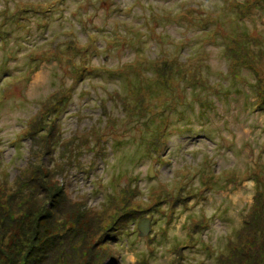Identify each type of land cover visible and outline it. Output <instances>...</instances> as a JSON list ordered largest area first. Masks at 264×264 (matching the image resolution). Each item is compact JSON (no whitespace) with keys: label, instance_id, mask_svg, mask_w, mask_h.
<instances>
[{"label":"rangeland","instance_id":"374dc122","mask_svg":"<svg viewBox=\"0 0 264 264\" xmlns=\"http://www.w3.org/2000/svg\"><path fill=\"white\" fill-rule=\"evenodd\" d=\"M0 264H264V0H0Z\"/></svg>","mask_w":264,"mask_h":264},{"label":"water","instance_id":"95a60500","mask_svg":"<svg viewBox=\"0 0 264 264\" xmlns=\"http://www.w3.org/2000/svg\"><path fill=\"white\" fill-rule=\"evenodd\" d=\"M151 228H152V225H151L149 217L142 218L138 223L139 235L142 237L147 236L150 233Z\"/></svg>","mask_w":264,"mask_h":264},{"label":"trees","instance_id":"16d2710c","mask_svg":"<svg viewBox=\"0 0 264 264\" xmlns=\"http://www.w3.org/2000/svg\"><path fill=\"white\" fill-rule=\"evenodd\" d=\"M107 1H111V2H112L113 0H102L103 3L107 2ZM6 3H8V2L6 1ZM88 4L91 5V7H92V6L95 4V0H88ZM148 5H149V4H143V7L146 8V7H148ZM8 8L11 9V5L8 4ZM151 9H152V8H151ZM9 13H10V11L5 10V14L8 15ZM95 13H98V11H97V10L94 11V12H93V15H95ZM2 31L5 32L4 30H2ZM74 32H75V31H74ZM84 65H85V63H84ZM85 68H87L86 65H85V67H84L83 69H85ZM81 72L85 73V70H82ZM71 93H72V92H70V94H71ZM70 94H67V96H69ZM69 100H70V99H69ZM221 128H223V127H221Z\"/></svg>","mask_w":264,"mask_h":264}]
</instances>
